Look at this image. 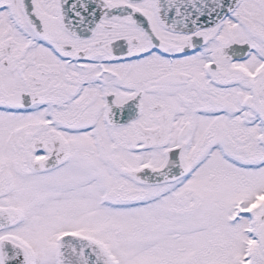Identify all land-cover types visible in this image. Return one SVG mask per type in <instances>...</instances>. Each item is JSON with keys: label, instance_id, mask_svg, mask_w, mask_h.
I'll return each mask as SVG.
<instances>
[{"label": "snow or ice", "instance_id": "snow-or-ice-1", "mask_svg": "<svg viewBox=\"0 0 264 264\" xmlns=\"http://www.w3.org/2000/svg\"><path fill=\"white\" fill-rule=\"evenodd\" d=\"M0 264H264V0H0Z\"/></svg>", "mask_w": 264, "mask_h": 264}]
</instances>
